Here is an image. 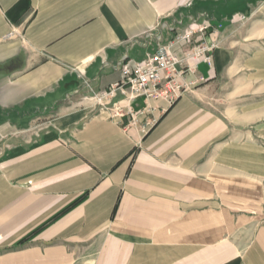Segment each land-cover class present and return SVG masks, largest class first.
<instances>
[{"label":"crops","instance_id":"0c3cea01","mask_svg":"<svg viewBox=\"0 0 264 264\" xmlns=\"http://www.w3.org/2000/svg\"><path fill=\"white\" fill-rule=\"evenodd\" d=\"M206 18L174 102L65 105ZM0 264H264V0H0Z\"/></svg>","mask_w":264,"mask_h":264},{"label":"built area","instance_id":"2783aa9c","mask_svg":"<svg viewBox=\"0 0 264 264\" xmlns=\"http://www.w3.org/2000/svg\"><path fill=\"white\" fill-rule=\"evenodd\" d=\"M211 26V21L206 18L199 26H190L184 32L176 34L171 42L160 45L155 52L148 53L142 61L130 64L124 58L118 64L121 79L108 90L101 92L98 102L105 109L110 110L114 118L123 117L127 113L130 123L133 124L137 122V112L129 107L138 98L163 97L174 102L193 86V83L185 78L188 70L195 71L197 68L196 65L188 64L189 59H197L213 66V53L219 46L213 35L216 36L223 25H217L211 33L212 37L207 38ZM175 43H184L183 56L180 58L172 51ZM118 92L124 95L126 107L121 104L122 101L114 102L111 107L109 106ZM105 99L107 102H104Z\"/></svg>","mask_w":264,"mask_h":264},{"label":"rangeland","instance_id":"374dc122","mask_svg":"<svg viewBox=\"0 0 264 264\" xmlns=\"http://www.w3.org/2000/svg\"><path fill=\"white\" fill-rule=\"evenodd\" d=\"M79 78L81 79L80 80L81 87H80L79 91H77L76 95L71 96V98L65 102V105L68 107H71V106L74 107L75 106L77 109L81 108L82 110L88 111V108L90 107L89 106L90 103L88 104L86 102H90L89 98H93V102H95V100L98 99L99 92L97 90H95V88H93V86L91 85V82L88 79H86L84 76H80ZM91 104H95V103H91ZM86 105H87V107L84 108V106H86ZM95 107H97V106L95 105ZM55 115L56 114L52 112L48 116H46V115L45 116L49 117L50 119H53L55 117ZM42 116H44V115H42ZM42 116H40V118H39V123H41V122L43 123V121L45 122V120H44V118H42Z\"/></svg>","mask_w":264,"mask_h":264}]
</instances>
